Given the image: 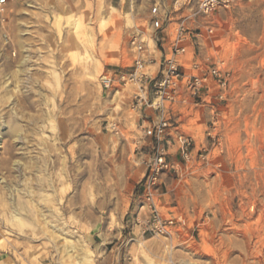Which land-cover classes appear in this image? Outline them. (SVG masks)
<instances>
[{"label": "clouds", "instance_id": "1", "mask_svg": "<svg viewBox=\"0 0 264 264\" xmlns=\"http://www.w3.org/2000/svg\"><path fill=\"white\" fill-rule=\"evenodd\" d=\"M0 264H264V0H0Z\"/></svg>", "mask_w": 264, "mask_h": 264}, {"label": "rangeland", "instance_id": "2", "mask_svg": "<svg viewBox=\"0 0 264 264\" xmlns=\"http://www.w3.org/2000/svg\"><path fill=\"white\" fill-rule=\"evenodd\" d=\"M216 44H217V46H219L220 41H217ZM205 250H206V252L210 253V249L207 246H205Z\"/></svg>", "mask_w": 264, "mask_h": 264}]
</instances>
